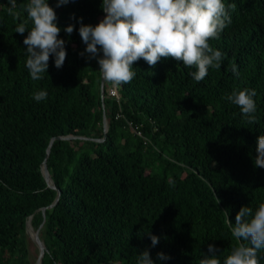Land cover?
<instances>
[{
  "label": "trees",
  "instance_id": "1",
  "mask_svg": "<svg viewBox=\"0 0 264 264\" xmlns=\"http://www.w3.org/2000/svg\"><path fill=\"white\" fill-rule=\"evenodd\" d=\"M29 2L17 0L14 19L0 0V264H32L30 218L35 230L42 226L43 264H137L145 249L154 264H199L210 244L223 264L247 244L232 236L230 221L242 206L254 212L264 203V168L254 167L264 136V0H222L231 24L208 41L222 60L202 81L190 75L195 65L162 57L150 66L141 58L131 82L117 86L118 98L106 81L104 104L99 64L79 55L86 45L77 22L97 25L102 0L59 8L47 0L66 58L57 69L50 54L41 80L25 66L28 32H14L26 21L31 29ZM245 88L256 91L254 123L226 98ZM39 91L47 97L37 102ZM104 114L105 140L54 142L51 188L43 174L51 140L103 139ZM150 235L159 238L155 247ZM158 252L171 259L158 260ZM258 258L264 264V249Z\"/></svg>",
  "mask_w": 264,
  "mask_h": 264
},
{
  "label": "clouds",
  "instance_id": "2",
  "mask_svg": "<svg viewBox=\"0 0 264 264\" xmlns=\"http://www.w3.org/2000/svg\"><path fill=\"white\" fill-rule=\"evenodd\" d=\"M8 13L18 17L17 0H8ZM69 0H56V7L67 5ZM104 18L95 26L80 24L79 35L86 45L79 55L99 64L102 78L119 86L129 83L135 76L133 63L139 59L155 66L163 57L182 61L185 66H196L190 73L197 82L208 74L209 67L219 68L222 53L210 47L208 41L219 38V34L231 24V17L222 0H102L100 5ZM229 9L234 5H229ZM28 21L18 23L14 32L28 35L24 38L26 46V68L33 80L43 79L47 73L50 54L55 67L60 69L66 58V41L58 39L61 28L57 26V14L47 0H30L24 5ZM73 19L76 17L73 14ZM74 25L63 30L72 34ZM99 46V47H98ZM102 53V55H101ZM87 54V55H86ZM255 89H234L226 98L239 106L248 123L256 117ZM47 97L46 91L33 94L39 102ZM257 156L254 167L264 168V136L257 137ZM230 221V220H229ZM232 236L247 242L234 247L223 264H259L258 252L264 249V203L253 212L242 206L230 221ZM151 246L155 247L159 238L150 235ZM215 245L208 246V254H203L199 264H221ZM158 260L171 259L163 252L157 253ZM137 264H154L147 249L137 258Z\"/></svg>",
  "mask_w": 264,
  "mask_h": 264
},
{
  "label": "water",
  "instance_id": "3",
  "mask_svg": "<svg viewBox=\"0 0 264 264\" xmlns=\"http://www.w3.org/2000/svg\"><path fill=\"white\" fill-rule=\"evenodd\" d=\"M106 92H107L106 91V81L103 78H101V97H102L103 104H104L105 99H106ZM108 130H109V122H108L106 114H104V132H105V136H104L103 139H89V138H84V137H73V136L53 138L51 140V142H50L49 147H48L46 159H45L44 164H43V174H44V177H45L48 185L51 188H53V189H57L56 185L54 184V181L52 180L51 174H50L48 166H47V161H48V158H49L50 153H51V148H52L54 142L57 139L71 140V139L80 138V139H88V140H94V141H99L100 142V141H103V140L106 139ZM59 195H60V191H59ZM58 201H59V198H57L55 203L53 205L49 206V208H53L58 203ZM46 209L47 208L43 209L44 216H46L45 215ZM41 228H42V226H41ZM41 228L38 229V230L34 229V227L32 225V218H30L29 221L27 222V234L32 239L34 244L37 245L38 248H39V256H38V259H37V264H43L44 256H45L46 251H47V247H46L45 243L40 238ZM32 232H33V235L31 234Z\"/></svg>",
  "mask_w": 264,
  "mask_h": 264
},
{
  "label": "rangeland",
  "instance_id": "4",
  "mask_svg": "<svg viewBox=\"0 0 264 264\" xmlns=\"http://www.w3.org/2000/svg\"><path fill=\"white\" fill-rule=\"evenodd\" d=\"M39 256V248L37 245H33L31 247V259H32V264H37V259Z\"/></svg>",
  "mask_w": 264,
  "mask_h": 264
},
{
  "label": "built area",
  "instance_id": "5",
  "mask_svg": "<svg viewBox=\"0 0 264 264\" xmlns=\"http://www.w3.org/2000/svg\"><path fill=\"white\" fill-rule=\"evenodd\" d=\"M109 95L113 96V97H119V92H118V88L115 85H112L109 89ZM141 135V133H139Z\"/></svg>",
  "mask_w": 264,
  "mask_h": 264
},
{
  "label": "bare ground",
  "instance_id": "6",
  "mask_svg": "<svg viewBox=\"0 0 264 264\" xmlns=\"http://www.w3.org/2000/svg\"><path fill=\"white\" fill-rule=\"evenodd\" d=\"M31 234L33 235V232Z\"/></svg>",
  "mask_w": 264,
  "mask_h": 264
}]
</instances>
